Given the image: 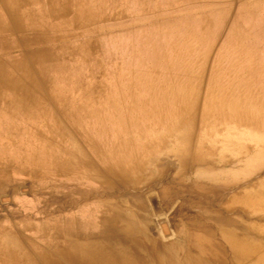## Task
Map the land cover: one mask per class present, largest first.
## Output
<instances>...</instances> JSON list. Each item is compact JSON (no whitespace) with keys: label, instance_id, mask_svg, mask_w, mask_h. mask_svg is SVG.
I'll use <instances>...</instances> for the list:
<instances>
[{"label":"rangeland","instance_id":"obj_1","mask_svg":"<svg viewBox=\"0 0 264 264\" xmlns=\"http://www.w3.org/2000/svg\"><path fill=\"white\" fill-rule=\"evenodd\" d=\"M72 2L70 20L66 24L58 21L51 30L55 51L62 45L71 51L53 62L54 82L34 76L38 94L31 102L46 112V124H40L38 132L9 133L10 148L6 152L2 149L8 163L0 164V223H8L7 233L24 241L23 246L33 252L43 250L53 240L64 241L55 237L53 227L67 223L71 216L83 223L82 214L93 213L101 222L111 204L99 203V197L81 199L79 191L82 187L115 188L96 179L86 178V183L80 184L82 174L75 173L74 179H69L50 164L70 159V155L76 160L75 154L86 152L101 165L107 155L111 162L133 159L147 165L148 180L138 186L148 199L152 227L163 241L179 238L183 223L234 220L261 245L264 254V0ZM43 7L40 0L33 9L41 14L40 22L44 16L40 30L45 32L52 20L45 19ZM44 38L40 35L39 42H45ZM189 81L195 105L183 115L181 128L185 125L188 135L184 162L170 147L160 149L146 142L160 136L169 124L177 126L178 101L176 93L169 91L174 88L178 93ZM60 93L77 103L58 106ZM157 104H164V109ZM47 113L54 123L47 119ZM229 127L233 128L235 145L225 141ZM128 137L132 140L122 148ZM219 152H227V157ZM77 159L84 172L85 159ZM182 168L189 170L187 176L181 174ZM198 168L201 174L194 182ZM61 182L75 190L62 189ZM67 192L80 200L66 202ZM113 208L123 210L117 205ZM163 223L168 225V233H164Z\"/></svg>","mask_w":264,"mask_h":264},{"label":"bare ground","instance_id":"obj_2","mask_svg":"<svg viewBox=\"0 0 264 264\" xmlns=\"http://www.w3.org/2000/svg\"><path fill=\"white\" fill-rule=\"evenodd\" d=\"M25 3H26V1H25ZM41 3L44 6L42 11H44L45 19H47V18L51 19L52 24L49 27V29L45 31V38H44V39H46L44 42L45 47H43V48L40 47V48H36V49H29V52H27V54H26L27 58H28L29 66L27 68H25V71L28 72L27 75L31 78L30 82L29 83L22 82L23 78L20 77L23 75L20 72L22 70V65H21L22 60L21 59L19 60L18 58H11L7 61H4L1 54H0V94L2 92H6L5 89H7V91H10V93L12 94V96L14 98H17L19 95L22 96L20 101L23 103L25 101L29 100L28 98L33 97V96L38 94V91L35 88V83L33 82L34 76L38 79H41V80L50 79V81H48L47 83L54 82L53 80L55 77H54V74L52 72L55 69V66H54L53 62L56 60V58H58V57L62 58L64 56H66V54H68L71 51L69 49L68 45H67V47H63L64 45H62L60 51H57V52L55 51V46H56L55 40H54L55 34H53L51 32V30H53V27L57 25L58 21L64 22L66 24V21L70 20L69 14L71 12H73L71 10L73 7L72 6V3H73L72 0H42ZM12 4H13V2H12ZM76 7H78V6H76ZM40 8L42 9V7H40ZM26 13H27V16L28 17L30 16V19H32V20L37 18V15H38V13L35 12L34 9H32V5L31 6L29 5V8H28ZM40 15L41 14H39V16ZM94 16L97 17V15H94ZM43 18H44V16H43ZM71 19H73V17H71ZM74 19H75V21L77 20L75 16H74ZM2 20L3 19L0 17V22H3ZM36 21H37V19H36ZM58 25H59V23H58ZM23 26H25V25L23 24L22 27ZM0 28H2L1 23H0ZM47 28H48V26H47ZM35 29H37V27ZM73 31H75V30H73ZM48 37H51V38L49 39ZM61 37H62V35H61ZM47 42H48V45H47ZM9 44L10 43H5V44L2 43L0 45V50L9 49L10 48ZM63 67H65V66H63ZM59 68H60V66H59ZM18 72H20L19 75H18ZM17 76H19V77H17ZM44 83H45V81H44ZM191 83H192V81H189V84L185 85L183 87V89H181V91H179L178 93L176 91H174L175 90L174 88L171 91H169L170 94L175 95V93H176V97L174 99L176 101H178L177 102L178 105L176 108V111L178 114V118H177L178 120L176 122L177 126L174 125L175 124L174 122H173L174 123L173 125L168 123L169 125L166 126L164 131H162V132L159 131L161 133L160 136L157 135L158 136L157 138H152V139L150 138V140H148L146 142V143L152 144V145L153 144L157 145V146L159 145L160 149L165 148V147L166 148L170 147L171 148L170 152H173L177 157H179V159L181 161H184V162H186V161L184 160L183 152L187 146L186 139H187L188 135L186 133V128H184L185 125H184L183 129L181 128V126H183L182 123L184 121L183 115H186V112H189L190 110H192L194 105H195L193 98H192V100L190 99L191 94L189 93V90L191 88ZM75 84H76V82H75ZM43 86H45V85L43 84ZM61 87H63V86H61ZM89 92L90 91H88V93ZM157 93H159V91ZM163 93L167 94V92H165V91H163ZM150 94H152V93L150 92ZM58 97H59L58 106H61L62 108L67 106L68 104H72L76 101V100H74V102H71L70 97L67 98V96H64L63 94L61 95V93L58 94ZM194 98L197 99L198 97L195 95ZM158 99H163V98L159 97ZM209 100H212L211 96L209 97L208 101ZM76 103H77V101H76ZM108 103H109V101H108ZM158 107L159 108L163 107L162 109H164L165 106H164V104H159ZM15 108L17 109V107H15ZM259 108H261V107H259ZM147 110H148V108H147ZM151 111H153V110H151ZM206 111L207 110H205L204 112H206ZM161 115H163V113ZM193 117H194V115H193ZM187 120H188V118H187ZM189 122H191V121H189ZM52 123H54L53 120H52ZM192 123H193V121L191 122V124ZM229 123L232 124V122H229ZM36 124H37V122H36ZM75 124H76V122H75ZM186 126H187V124H186ZM223 126H224V124H223ZM119 127H120V124H119ZM152 128H153V126H152ZM194 130L192 132H194ZM197 130H199V129H197ZM20 131H23V130H20ZM94 131H95V129H94ZM260 132H262V131H260ZM116 133H117V131H116ZM231 133H233V128L229 127L227 129L225 141L227 143L229 142V144L231 142V144L235 145L234 143H232V142H234L232 140L234 138V135ZM213 134H214V132H213ZM234 134H235V131H234ZM142 135H143V133H142ZM12 137H13V135H12ZM240 137H241V135H240ZM17 138H18V136H17ZM235 139H236V137H235ZM131 140L132 139L129 137L126 138L125 143L122 144V148H124L125 144L127 142H130ZM39 143H40V141H39ZM229 144H227V145L229 146ZM13 148H14V146H13ZM236 148H237V146H236ZM244 148H245V146H244ZM61 150H60V152H61ZM241 150H242V147H241ZM245 150H246V148H245ZM16 151H18V150H16ZM66 152H68V151H66ZM69 152H70V150H69ZM211 152H213V151H211ZM226 153H224L225 156H226ZM219 154H220V152H219ZM221 154H220V156L224 155V154L223 155H221ZM237 154H240V152ZM76 155L77 154L74 155V159H76V160H73L72 155H70V159H65L64 161L59 159L57 161L56 160L52 161L50 164L53 165L55 167V169H58L60 172H63L66 175V178H69V179H74L72 177V175L75 173L82 174V176L80 178H78V182L80 184H85L86 178L87 179H96L97 181L106 183L109 186H112L113 188H115L114 191L113 190L112 191H105V190H97V189H95V190L90 189L89 190L87 188L82 187L81 188L82 191H79V195H80L81 199H85L88 196L89 197H97V198L99 197V199L102 198L101 200L97 199V201H99V203H101L103 205H110L111 204V207L109 208L108 212L106 214H103L100 223H98L96 221V219H95L96 216L93 215V213H90V214H87V213L84 214L83 213L82 217H81L83 223H77L76 222L77 217H75V216L69 217V219H67L68 220L67 223H61V224L55 225L53 227V231H54L53 234L55 235V237L61 238L64 241H55L54 242V240H53V241L47 243V245L44 247L43 250H38V251H33V252L28 251V252H24V254H18L16 252V250H14L13 255H12L13 259L9 260V264H264V254H261V245L254 242L253 240H251L247 236V234L244 232L240 223H234L235 222L234 220H228L227 221L225 219H223V220L217 219L211 223H183L181 225L183 227L179 231V235H180L179 238L180 239L175 238L171 241H163L159 237V235L154 231V229L152 227V223L150 221L151 216L149 218V214H148L149 209L147 208L149 206L148 205L146 206V203L148 201H145L146 198H145L144 190L139 189V186H138V184L143 183V182L148 180L147 176L145 175L146 174L145 171L147 169L146 164H144L140 161H135L133 159L128 161V162L126 160H121V159L118 161H115V162H111V161H109V160H111L108 157L109 155H107V156L105 155L106 157L103 159L105 161V163L103 165H101V164H99V162L96 160L95 157H92L91 155L87 154L86 152H84L83 154H81L77 157H76ZM133 155H135V154H133ZM64 157H67V156H64ZM165 157H166V155H165ZM77 158H79V159L84 158L85 159V163H86L87 168H85L84 172H82L81 161H78ZM131 158H132V156H131ZM223 160H224V158H223ZM211 161H212V159H211ZM170 164H172V163H170ZM220 164H222V163H219V165ZM47 167H49V166H47ZM185 168H187V167L185 166ZM209 168H211V167H209ZM210 171H211V169H210ZM213 171H214V169H213ZM181 174L183 176H187L189 174V170H185L184 168H182ZM200 174H201V171L198 168L195 171V173L193 174L194 182H196L198 180V178L200 177ZM219 174H221V172ZM60 177H61V175H60ZM40 179H42V178H40ZM218 180H219V178H218ZM62 182H61L62 189H64V188L72 189L74 187L68 183L63 184ZM217 183H219V182H217ZM19 184H21V183H19ZM97 184H95V186ZM76 188H78V187H76ZM72 190H75V189H72ZM261 191H262V189H261ZM37 193H38V191H37ZM261 193L263 194V192H261ZM77 194H78V192H77ZM66 195H67L66 202H68V201L74 202V201L80 200V199L77 200V197H74L75 195L73 196L71 192H67ZM148 197H149V195L147 196V198ZM107 198H111L112 199L111 202H106ZM146 200H148V199H146ZM153 201H154V199H153ZM217 201H219V200L217 199ZM34 203H36V202L34 201ZM53 203H55V202H53ZM81 203H82V201H81ZM151 204H149V205H151ZM115 205L122 207L123 210H120V211L116 210L115 208H113ZM52 208H54V207H52ZM92 210H93L92 212H95L97 209H92ZM0 211H1V209H0ZM121 221H126L127 223H119ZM162 225H163L162 228H163L164 233H168L169 232L168 225L166 223H163ZM44 230H41V231H44ZM13 232H15V231H13ZM24 237H26V236H24ZM4 238H5V241L7 243L14 245V248H16V246L18 247V249L24 247L23 245H22L23 246L22 247L20 244V242L22 243V241L21 240L17 241L16 237L13 234L5 235ZM18 240H19V238H18ZM25 248H26V246H25ZM6 263L8 264L7 261H6Z\"/></svg>","mask_w":264,"mask_h":264},{"label":"crops","instance_id":"obj_3","mask_svg":"<svg viewBox=\"0 0 264 264\" xmlns=\"http://www.w3.org/2000/svg\"><path fill=\"white\" fill-rule=\"evenodd\" d=\"M36 2L40 3V0H0V17L3 19V22H0L2 25V28H0V45L2 43H10V48L7 50H0V54L4 61H7L11 58H18L19 60L21 59L22 70L29 66L28 58L26 55L27 52H29V49L45 47L44 40H42V42H39V36H45L44 29L40 30V27H42L41 22L42 20H44L43 16L40 22L38 12L37 18H35L34 20L30 19V16L28 17L26 13L29 5H32L33 9V6ZM36 19L37 23L35 25ZM23 24L25 26L22 27ZM36 27L37 29H35ZM22 70L21 73L23 75L20 76L23 78L22 82L29 83L31 78ZM19 73L20 72H18V75ZM33 82L36 83V79H33ZM5 91L6 92L1 91L2 93L0 94V134L2 133L0 135V142H5L2 143V145L0 144V164L8 163V156L4 155V150L2 149H5L6 152V150L10 148L7 144L10 141V139H8L9 133H24L27 131L37 132L40 130V124L42 126L46 124V118H44V116H46V112L43 111L42 113V110L41 108H39L38 103L30 102L32 100H36V96L28 98L29 100L23 103L20 101L22 96L19 95L17 98H14L10 91H7V89H5ZM32 104L37 105L32 106ZM15 107H17V109ZM47 119L52 121V115L47 113ZM7 226L8 223H0V264H7L6 261L9 264V260L13 259L12 255L14 250H16L18 254H24V252H28V249H26L27 246L26 248L22 246L24 243V241L22 240V243L20 242V244L23 248L19 249L17 246L16 248H14V245L5 241L4 237L5 235H8ZM16 240L20 241V239L18 240L17 237Z\"/></svg>","mask_w":264,"mask_h":264}]
</instances>
